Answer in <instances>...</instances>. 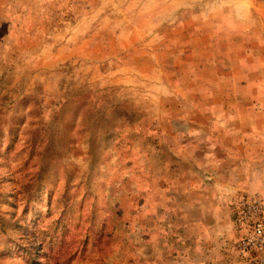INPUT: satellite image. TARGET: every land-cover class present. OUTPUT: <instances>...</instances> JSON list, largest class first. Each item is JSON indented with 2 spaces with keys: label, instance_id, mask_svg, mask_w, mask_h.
Returning <instances> with one entry per match:
<instances>
[{
  "label": "rangeland",
  "instance_id": "obj_1",
  "mask_svg": "<svg viewBox=\"0 0 264 264\" xmlns=\"http://www.w3.org/2000/svg\"><path fill=\"white\" fill-rule=\"evenodd\" d=\"M253 196L264 0H0V264H245Z\"/></svg>",
  "mask_w": 264,
  "mask_h": 264
},
{
  "label": "built area",
  "instance_id": "obj_2",
  "mask_svg": "<svg viewBox=\"0 0 264 264\" xmlns=\"http://www.w3.org/2000/svg\"><path fill=\"white\" fill-rule=\"evenodd\" d=\"M241 218L235 250L245 264H264V201L257 196L244 200Z\"/></svg>",
  "mask_w": 264,
  "mask_h": 264
}]
</instances>
